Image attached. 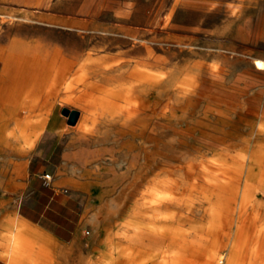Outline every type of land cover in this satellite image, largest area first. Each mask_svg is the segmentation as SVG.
Returning <instances> with one entry per match:
<instances>
[{"label": "rangeland", "instance_id": "374dc122", "mask_svg": "<svg viewBox=\"0 0 264 264\" xmlns=\"http://www.w3.org/2000/svg\"><path fill=\"white\" fill-rule=\"evenodd\" d=\"M78 28L87 30L81 58L90 60L101 57L108 63L116 60L119 57L116 54L128 49L134 42L122 47L113 45L112 49L105 48L98 37L101 30L135 36L139 34L138 28H148L146 37L160 45L153 49V54H164L167 78L171 76L169 79L175 82L191 75L196 78L197 94L202 101L194 108L195 116L190 115L188 119L201 118V111L206 105L214 106L217 104L215 101L221 100L222 107H229L231 123L242 120L240 135L247 136L248 122L254 118L258 120L264 113V69H258L254 63L257 57L264 61V0H0V48L12 52L15 57L22 54L19 47L30 46L34 50L41 49L39 52H27L26 55L31 59L35 56L47 58L49 39H56L59 47L67 48L66 53L74 56L75 46L72 42L79 40ZM12 46L16 49L11 48ZM29 77L32 78L30 89L35 92L39 87L36 85L34 69ZM39 89L40 100H45L50 88L43 84ZM60 94L55 110L56 121L60 123L56 126L57 136L52 142L56 144L57 154H60L55 157L59 170L47 172L52 175L51 186L58 192L69 190L77 197L82 221L86 226L87 264H102L109 261V253L114 252L116 257L121 258L123 253L135 246L129 239L134 234L129 223L144 222L149 227L154 224V219L149 215L155 214L156 210L150 211L149 205L151 189L155 183H129L132 173L122 183H116L115 173L125 174L127 171V154L121 146L119 136L109 133L107 140L97 142L79 138L76 134L77 123L69 124L68 116L62 113V109L67 106L66 108L86 113L84 108L88 102L81 97L66 95L65 90ZM257 115L259 116L255 117ZM216 118L214 114L210 115V119ZM99 120L98 118L97 131L101 132L105 126ZM11 126L5 127L6 135L10 134ZM25 130H20L23 138L29 135ZM45 131V126L41 125L40 137ZM37 133L35 130L33 136ZM171 136L172 133L166 129L161 133L166 141ZM17 142L26 149L37 141L24 138ZM106 146L113 147L114 151L105 150L103 155L96 152V148ZM23 174L25 178L28 177V172ZM65 175L71 182L64 181ZM57 177L60 180H56ZM261 201H264V195L257 192V198L246 208L242 217L240 239L244 241L246 237L248 244L243 250L245 260L242 259L241 264H248L249 257L258 252L255 259L257 264L264 261V249L260 247L258 237L264 227V205ZM140 207H147L149 210L146 217L137 214ZM161 214L160 212L158 215ZM195 214L191 218L208 224L210 215L202 216L200 211H195ZM235 222L236 220L231 230L232 235ZM219 229L222 232L220 227ZM157 239V242L150 244L146 238L144 241L149 245L147 248L142 247L145 249L141 252L143 255H135L127 262L124 260L125 264H167L171 254L177 249L167 245L166 240L159 237ZM11 247H7V253ZM181 252L195 260L194 254ZM145 254L147 260H144Z\"/></svg>", "mask_w": 264, "mask_h": 264}, {"label": "bare ground", "instance_id": "6f19581e", "mask_svg": "<svg viewBox=\"0 0 264 264\" xmlns=\"http://www.w3.org/2000/svg\"><path fill=\"white\" fill-rule=\"evenodd\" d=\"M77 31L79 40L72 42L74 56L66 53L67 48L59 47L56 39L47 42V58L44 59L4 55L2 51L0 56L5 68L16 74L34 69L39 85L46 84L55 95V105L59 104L57 99L63 90L66 95L86 99V113L68 107L67 121L77 123L76 134L81 139L97 142L107 140L109 133L119 136L127 154V171L115 173L116 183H122L131 173L129 183H155L149 205L150 211L156 210L149 215L154 224L149 227L144 222L129 223L134 229L129 239L135 246L121 258L114 252L109 253V261L102 264H125L147 248L146 238L152 244L158 237L177 249L167 264H241V260H245L243 250L248 244L246 237L244 241L240 239L242 217L257 198V192L264 195V113L255 116H259L258 120L254 118L248 122L247 136L240 135L242 120L232 124L229 107H222L219 99L214 106L206 105L202 109L201 118L188 119L190 115L195 116L194 108L202 101L197 94L196 78L191 75L180 82L169 79L171 76L167 78L164 54H153V49L160 45L146 37L148 28H138L139 34L135 36L101 30L98 37L105 48L134 42L116 54L119 57L110 63L101 57L83 60L87 30L78 28ZM254 63L257 68L264 69V61L258 57ZM212 114L217 118L210 119ZM98 118L105 126L101 132L97 131ZM165 129L172 133L167 141L161 137ZM105 150L114 151L113 147L96 148L99 155ZM261 204L264 205V201ZM159 209L164 210L160 211L161 215H158ZM147 211V207H140L137 214L146 217ZM195 211H200L202 216L210 215L208 224L191 218L196 215ZM258 237L264 249V227ZM18 239L15 232L8 256L15 254L13 250ZM181 251L194 254L195 260ZM258 254L250 256L248 264H257ZM144 257L147 260L146 254Z\"/></svg>", "mask_w": 264, "mask_h": 264}, {"label": "crops", "instance_id": "0c3cea01", "mask_svg": "<svg viewBox=\"0 0 264 264\" xmlns=\"http://www.w3.org/2000/svg\"><path fill=\"white\" fill-rule=\"evenodd\" d=\"M19 48L21 56L34 52L30 46ZM31 72L16 74L5 68L0 57V264H87L86 226L77 197L69 190L58 192L50 184L52 178L48 182L43 177L44 171L59 170L55 157L60 154L52 142L60 121H56V98L50 89L40 100L38 75L39 88L31 91ZM8 125L12 128L6 135ZM41 125L46 128L42 137ZM25 129L29 135L24 138L37 141L26 149L17 142L24 139ZM35 130L38 133L33 136ZM68 178L65 175L64 181L71 182ZM15 232L19 241L10 257L7 247L13 245Z\"/></svg>", "mask_w": 264, "mask_h": 264}, {"label": "built area", "instance_id": "2783aa9c", "mask_svg": "<svg viewBox=\"0 0 264 264\" xmlns=\"http://www.w3.org/2000/svg\"><path fill=\"white\" fill-rule=\"evenodd\" d=\"M44 179H46L48 182L51 181V174L49 172H45L43 174Z\"/></svg>", "mask_w": 264, "mask_h": 264}, {"label": "water", "instance_id": "95a60500", "mask_svg": "<svg viewBox=\"0 0 264 264\" xmlns=\"http://www.w3.org/2000/svg\"><path fill=\"white\" fill-rule=\"evenodd\" d=\"M67 112H68V109H67L66 107H64V108L62 109V113H65V114H66ZM70 120L73 121L72 118H71Z\"/></svg>", "mask_w": 264, "mask_h": 264}]
</instances>
